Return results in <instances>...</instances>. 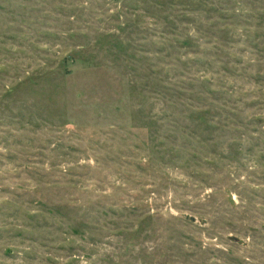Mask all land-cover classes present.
<instances>
[{
  "label": "rangeland",
  "instance_id": "1",
  "mask_svg": "<svg viewBox=\"0 0 264 264\" xmlns=\"http://www.w3.org/2000/svg\"><path fill=\"white\" fill-rule=\"evenodd\" d=\"M0 264H264V0H0Z\"/></svg>",
  "mask_w": 264,
  "mask_h": 264
}]
</instances>
